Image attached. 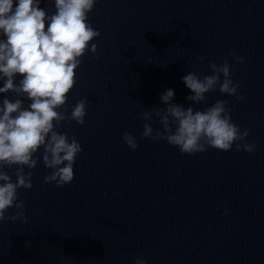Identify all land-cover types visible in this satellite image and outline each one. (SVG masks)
<instances>
[{"label": "water", "instance_id": "1", "mask_svg": "<svg viewBox=\"0 0 264 264\" xmlns=\"http://www.w3.org/2000/svg\"><path fill=\"white\" fill-rule=\"evenodd\" d=\"M39 6L55 12L54 0ZM88 22L100 32L89 44L98 51L89 50L75 70L66 113L86 98L85 123L58 129L82 146L74 178L58 187L44 182L51 169L42 159L25 167L33 187L18 189L17 202L24 201L28 222L0 223V264H135L136 257L146 264H264V0H97ZM225 59L245 98L217 87L192 107L227 101L232 121L256 142L253 153L234 143L230 151L189 155L166 140L141 139L146 122L162 129L159 118L142 117L166 107L161 93L171 88L172 102L189 106L182 77L210 75L209 63ZM4 98L16 96L0 93V103ZM4 170L15 182L16 166Z\"/></svg>", "mask_w": 264, "mask_h": 264}, {"label": "clouds", "instance_id": "2", "mask_svg": "<svg viewBox=\"0 0 264 264\" xmlns=\"http://www.w3.org/2000/svg\"><path fill=\"white\" fill-rule=\"evenodd\" d=\"M97 0H54L55 12L51 15L39 5L41 0H0V93L12 92L16 98H4L0 103V223L28 218L24 214V201L18 200V189H31L34 169L42 159L44 166L51 169L44 176L45 183L55 182L58 187L72 182L74 164L82 146L75 135L69 137L61 132L62 122L85 123L88 100L80 99L71 108L68 94L76 84V69L90 50L98 51L96 43L89 44L100 36L88 22ZM233 59L245 63L243 56ZM204 56L197 60L203 61ZM212 74L200 77L188 72L182 77L183 83L191 90L186 99L189 106L173 103L175 91L171 88L160 94L166 107H153L142 112L145 121L159 118L162 129L154 132L150 123L143 125L141 139L166 140L169 145L179 148L181 153L193 155L207 151L209 147L230 151L235 143L237 151L253 153L256 142L249 143V130L241 131L232 121L231 109L225 100H216L203 110H194L192 104L206 101V93L219 88L220 93L237 95L239 82H233V65L227 59L223 63L210 62ZM19 75L21 79L16 82ZM223 76V79H221ZM29 101L24 105V100ZM123 140L132 150L138 142L134 135L125 132ZM43 152L36 156L40 149ZM35 157V158H34ZM16 166L12 176L5 171ZM25 167L30 169L25 172ZM13 215L7 216L10 208ZM224 214H227V210ZM31 242L26 241L30 246ZM135 264H146L136 257Z\"/></svg>", "mask_w": 264, "mask_h": 264}]
</instances>
